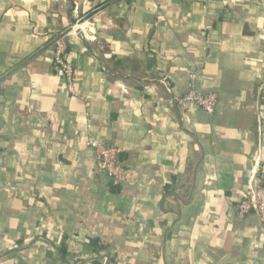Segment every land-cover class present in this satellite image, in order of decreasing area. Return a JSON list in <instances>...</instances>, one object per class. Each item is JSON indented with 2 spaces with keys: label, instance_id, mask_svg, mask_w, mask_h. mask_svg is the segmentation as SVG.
Returning a JSON list of instances; mask_svg holds the SVG:
<instances>
[{
  "label": "crops",
  "instance_id": "0c3cea01",
  "mask_svg": "<svg viewBox=\"0 0 264 264\" xmlns=\"http://www.w3.org/2000/svg\"><path fill=\"white\" fill-rule=\"evenodd\" d=\"M75 2L108 6L65 38L72 94L52 59ZM192 73L212 115L179 101ZM263 84L264 0H0V264H264L237 215ZM89 139L135 181L96 173Z\"/></svg>",
  "mask_w": 264,
  "mask_h": 264
},
{
  "label": "built area",
  "instance_id": "2783aa9c",
  "mask_svg": "<svg viewBox=\"0 0 264 264\" xmlns=\"http://www.w3.org/2000/svg\"><path fill=\"white\" fill-rule=\"evenodd\" d=\"M78 2V1H77ZM75 2L74 12L76 14V21L74 26H70L67 31L56 37L53 42V59L52 66L55 71L60 73L66 80L70 93H74V84L76 80V71L73 64L67 58V42L66 36L69 34L82 33L84 24H80V20L85 16L79 13V4ZM198 73L190 75L189 91L184 97L179 99L182 104H194L200 107L206 114L212 115L216 110L217 94L203 93L196 89L194 81L197 80ZM162 83L171 92V89L166 81ZM261 96L264 100V84L261 88ZM257 120L262 127L264 120V103L257 109ZM88 145L96 151L97 158L95 162V171L98 174L107 176L115 185L130 184L135 179L130 175V172L121 158V150L114 145H107L101 141L89 139ZM262 150L259 149L250 174L247 180L245 193L242 199L237 204V215L239 219H245L250 216H256L258 220V231L264 232V180H262L258 172L261 169L263 162ZM108 261L106 260L105 263Z\"/></svg>",
  "mask_w": 264,
  "mask_h": 264
},
{
  "label": "water",
  "instance_id": "95a60500",
  "mask_svg": "<svg viewBox=\"0 0 264 264\" xmlns=\"http://www.w3.org/2000/svg\"><path fill=\"white\" fill-rule=\"evenodd\" d=\"M111 3V2H110ZM108 5H101L99 7H97L91 14L85 16L83 19L80 20V24H84L85 22H87L93 15L103 11ZM72 26H74V23H72Z\"/></svg>",
  "mask_w": 264,
  "mask_h": 264
}]
</instances>
